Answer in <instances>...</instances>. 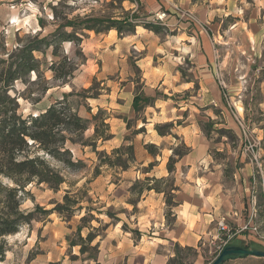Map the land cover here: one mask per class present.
Returning a JSON list of instances; mask_svg holds the SVG:
<instances>
[{
    "label": "rangeland",
    "instance_id": "374dc122",
    "mask_svg": "<svg viewBox=\"0 0 264 264\" xmlns=\"http://www.w3.org/2000/svg\"><path fill=\"white\" fill-rule=\"evenodd\" d=\"M148 1L160 5L156 12L165 13L162 20L154 18L155 12L147 11ZM219 3L222 7L216 12L213 11L217 4L215 0H145V4L139 0H0V53L5 56L36 34L40 37L48 35L64 21V17L116 13L119 7L138 9L139 21L158 24L159 33L142 25H137L134 33L122 36H118L115 29L102 33L85 31L77 44L64 41L60 45L59 55H66L75 66L68 82L54 80L53 72L47 68L56 59L53 48L49 47L44 54L35 53L45 62L40 71L42 79L31 72L25 79L16 80L9 93L16 97L19 111L26 115L42 112L61 98L62 93L74 90L76 94L70 100L80 116L90 118L99 108L105 112L110 133L116 134L105 141L98 139L96 148L108 153L114 147L128 144L130 141L125 137L133 144L136 135L132 131L143 126L144 131L137 135L141 143H154L161 151L151 160L156 166L150 174L158 177L167 172L170 147L185 150L182 132H188V123L192 121V128L205 138L206 151L201 159L195 158L193 173H189L185 165L179 166L186 154L175 162V170L170 175L173 186L179 189L185 182L196 185L202 182L204 186L207 181L222 183L229 191L232 210L237 209L236 199L241 198L238 214L230 211L223 221L229 233L235 231L227 244L254 241L252 248L264 250V220L258 219L256 205L259 193H264V0H221ZM179 33L183 37L198 34L196 39L199 41L203 36L209 50V59L204 66L207 75L201 76L195 58L184 54L178 56L174 50ZM184 42L183 48L179 49L181 53L187 51V40ZM141 57L146 75L151 73L153 86H145L142 80L141 69L136 64ZM175 74L178 80L172 76ZM179 81H190L189 88L173 91L177 86L175 82ZM46 84L49 88L44 91ZM136 86H141L145 95L155 96L159 108H144L138 114L133 111L128 117V105L133 101ZM178 106L183 107L180 112L175 109ZM176 115L179 116L177 119L168 117ZM142 117H145V123ZM126 119H131L130 128L126 127ZM170 120L173 122L171 131L178 138L172 134L160 136L154 129L155 123ZM92 132L90 127L84 137L91 136ZM67 144L72 157L81 159L85 166L72 171L46 155V159L61 171L65 181L53 189L45 182L33 180L19 191L20 209H36L35 219L23 224L16 233L0 238L5 247L0 264H95L87 254L79 252V245H69V238L77 239L76 226L81 223L79 218L84 215V210L75 211L70 219L56 212L44 214L39 211V208L51 209L57 202H62L66 191L79 198V205H90L92 201L91 205L99 206L103 211H92L98 220L91 221L93 226L108 224L105 230L97 232L99 234L92 242H98L99 264H126L122 256L113 251L121 247V240L117 241V238L125 235L124 231L130 232L135 240L139 235L134 230L143 225L138 222L143 218L139 200L145 191L138 195L130 186L135 179L150 176L143 172L149 162L141 165L146 152L144 144H141V155L135 154L133 145L135 162L127 170L101 166L100 174L95 177L93 169L97 156L92 148L80 143ZM1 180L13 185L9 179ZM159 186L166 188L165 183H159ZM177 189L172 191L175 200ZM160 195L164 201L163 193ZM106 209L113 217L104 213ZM163 211L166 225L173 228L174 219L171 215L166 216L165 202ZM245 224L249 228L243 233ZM148 225L151 223H146L143 233L154 236L152 232L156 226L149 228ZM87 231L84 226L81 235L84 237ZM228 232L216 231L210 237L201 238L196 247L182 250L184 264H209L225 244L224 235ZM168 246L174 255L173 244ZM263 263L264 257L249 255L229 258L222 264Z\"/></svg>",
    "mask_w": 264,
    "mask_h": 264
},
{
    "label": "trees",
    "instance_id": "16d2710c",
    "mask_svg": "<svg viewBox=\"0 0 264 264\" xmlns=\"http://www.w3.org/2000/svg\"><path fill=\"white\" fill-rule=\"evenodd\" d=\"M247 1L252 2V0ZM119 8V11L110 14L89 13L83 16L75 15L70 19L64 17V21L58 23L48 35L40 37V34H36L28 38L23 44L16 46L12 51L7 52L5 56L0 53V238L16 233L23 224L30 223L35 219L36 209L31 211H22L20 209L19 191L27 183L36 180L39 183L45 182L51 188L57 189L65 181L61 171L46 159V155L61 163L63 168L72 171L79 170L85 166L81 159L72 157L68 142L80 143L92 148L97 156L93 169L94 177L100 174L101 166L127 170L135 162L133 144L129 137H125V140L130 141L128 144L114 147L109 153L105 150H97L96 141L98 139L105 141L112 137L109 123L106 121L107 116L100 108L95 113H92L90 118L80 116L70 100V97L76 94L74 90L62 93L61 98L56 99L42 112L26 115L19 111L16 97L9 93L16 80L25 79L31 72H35L37 78L42 79L40 71L45 62L41 61L35 53L44 54L49 47L53 48L52 54L56 59L47 65V68L53 72L54 80L61 81V83L68 82L73 70H75V66L71 64V60L66 55H59L60 45L64 41L77 44L86 34L85 31L102 33L115 29L118 36H122L134 33L136 26L142 25L155 33H159L160 26L158 24L151 21H139L140 13L138 9L124 10L122 7ZM40 25L43 26L44 23L40 21ZM137 86L133 96L132 107L135 113L138 114L140 110L152 104L156 97L145 95L141 90V86ZM48 88L49 85L46 84L43 90L45 91ZM141 120L143 123L146 122L145 117H142ZM125 123L127 128L131 127V119H126ZM90 127L93 129L92 135L85 138L84 132ZM172 127V121L154 124V129L159 135L172 134L175 138H178L171 131ZM142 131H144L143 126L134 129L132 133L138 134ZM182 146L185 148L184 151L170 147L171 154L166 163L167 176L146 175L143 179H135L130 186V189L136 191L138 195L149 190L163 193L167 207L166 216L172 215V208L178 204L172 192L177 187L173 186L170 175L175 170V162L189 151V147L184 142H182ZM144 148L153 157L160 155V148L154 143H145ZM154 165L155 162H149L143 172H149ZM2 178L9 179L13 185L3 183ZM159 183H165L166 188L160 187ZM79 202L80 200L77 196H71L66 191L62 202H57L51 209L39 208V211L44 214L56 212L59 216L70 219L75 211L84 210L85 213L79 218V221L87 224L82 225L79 223L76 226L75 235L77 239L69 238V245H79V252L82 255L87 254L88 259H92L95 264H99L97 259L98 242L94 244L92 242L99 234L97 232L101 229L105 230L108 224L100 227L91 225L93 219L98 220L92 211L95 210L98 213L103 211H101L99 206L91 205L92 201L90 205L86 206L79 205ZM256 205L258 206V219L264 220V193H259ZM104 213L109 217H113L109 209H106ZM84 226L87 227L88 231L83 237L81 230ZM246 230L248 228L241 230V232L245 233ZM134 232L137 235H141L137 229ZM253 243L254 241H240L238 245L252 248L251 245ZM191 248L189 246L182 247L177 242L173 243L174 255L168 258L166 264H184L182 250H190ZM4 255L5 247L0 242V261L4 259ZM246 256L249 255H227L219 264L229 258Z\"/></svg>",
    "mask_w": 264,
    "mask_h": 264
},
{
    "label": "crops",
    "instance_id": "0c3cea01",
    "mask_svg": "<svg viewBox=\"0 0 264 264\" xmlns=\"http://www.w3.org/2000/svg\"><path fill=\"white\" fill-rule=\"evenodd\" d=\"M139 1L141 4H145V0ZM220 1L221 0H215L217 4L214 5L215 7H213V11L218 12V10L221 9L222 6L219 3ZM148 2L149 3L146 6L147 11L156 12L159 4L153 3L151 1ZM131 6H133V4H131ZM177 26L180 27V24H177ZM196 37H199L198 34H196L195 36L185 35V37H183V34H177L174 44V50H176L178 56L184 54L185 56L195 58L194 61L196 62L197 70H199L201 76H204L208 74L206 73V68H204V66H206L207 64V60L209 59L208 45L206 41H204L203 36H201V41L196 39ZM185 40H187L188 44L187 51L181 53L179 52V49L183 48L182 44L185 43ZM141 60H143L142 57L136 60V64L141 69V75L143 78L142 80L145 81V86L146 84L149 86H153L152 79L149 77L151 73H148V75H146V72L144 70L145 67H143L144 62ZM172 76H174L175 80H178L176 74ZM161 82L163 83V80ZM189 83L190 81L175 82L178 87L174 86L173 91H177L178 89L180 91L181 89L187 90L189 88ZM157 101L158 100L155 99L153 104H149L145 108L155 107L156 109H158L159 105H156ZM131 103L132 100L130 101L127 109V113H129L127 115L128 117L130 115H133L134 111ZM182 108L183 107L178 106L175 109L177 110V112H180ZM161 112L162 111H160L159 113ZM168 117L169 119H177L179 116L176 115L173 118L170 116ZM147 120L151 119L148 118ZM188 124V134L183 131L182 139L189 147V151L185 155V158L180 160L179 166L182 167L185 165L187 171L189 173H193L195 167V158H197L196 160H199L204 156L206 151V142L205 138L201 134H198V132H196V129L192 128L194 127L193 122L191 121ZM152 131L155 130L152 129ZM115 134L116 133L113 132L112 137H114ZM135 135L136 138L133 142L135 154L139 153L141 155L143 151V147L141 146V144H144L145 141L141 143V139L137 136L138 134ZM136 141H138V143ZM153 158L154 157L146 151L145 156H143L144 162L141 163V165H144V163L147 162H151ZM155 166L156 165H154L150 169V171L146 173L150 176L158 177L154 173L150 174L151 171L155 170ZM167 173L168 172H166L165 174L163 173L160 176H164ZM206 177V179L208 180L210 178V175ZM197 179H200V177L198 176ZM202 184L204 183L201 182L199 185H196L195 182H185L180 185L179 189H177L178 193L176 198L178 204L172 208L173 213L171 215L174 219L173 228H169V226L166 225L165 215L163 211L164 201L160 195L161 193L155 192L153 190L145 191V193L141 195V198L139 200V206L141 208L143 207L141 214L143 218L140 221L138 220V222L139 224L143 223V225L137 228V230L140 231L141 235H139L137 239L133 240V238L131 237V233L128 231H124L125 235L119 236L120 238H117V241L121 240L122 245L121 247L117 248L116 252L113 251V254L116 253L122 256L123 263L126 264H166L168 258L170 256H173V251L168 245L177 242L180 245L196 247L201 238H207L214 235L215 232L220 228V224H224L223 221L225 218H228L226 216L229 215L230 211H232V213H234L235 215L238 214L241 208V198L236 199L237 209L232 210L229 191L226 187H223L224 185L222 183L207 181V183L205 182V186ZM236 219H238V217ZM147 222L151 223V225L153 226H156L157 229L152 232L154 236H146L143 233L145 228L144 226ZM151 225H148V227L150 228ZM116 246L117 245H115L114 247ZM99 250H101L100 247ZM99 252L101 255H104L103 251Z\"/></svg>",
    "mask_w": 264,
    "mask_h": 264
},
{
    "label": "water",
    "instance_id": "95a60500",
    "mask_svg": "<svg viewBox=\"0 0 264 264\" xmlns=\"http://www.w3.org/2000/svg\"><path fill=\"white\" fill-rule=\"evenodd\" d=\"M231 254H245L251 256L264 257V250L245 248L240 245L227 244L221 249V251L209 264H219L224 260L225 256Z\"/></svg>",
    "mask_w": 264,
    "mask_h": 264
},
{
    "label": "built area",
    "instance_id": "2783aa9c",
    "mask_svg": "<svg viewBox=\"0 0 264 264\" xmlns=\"http://www.w3.org/2000/svg\"><path fill=\"white\" fill-rule=\"evenodd\" d=\"M164 16H165V13L164 12H155L154 13V18L156 19V20H162L163 18H164ZM243 131L245 132V129L243 128ZM251 146V145H250ZM252 147V146H251ZM242 228H249L248 227V224H245V225H243L242 226ZM218 231L220 232H225V231H227L228 232V229H227V226L226 225H224V224H220V228L218 229ZM233 235V232L232 233H227L226 234V240H225V244H223L221 247H220V249H219V252L221 251V249L227 244V240H228V238H230L231 236ZM218 252V253H219Z\"/></svg>",
    "mask_w": 264,
    "mask_h": 264
},
{
    "label": "bare ground",
    "instance_id": "6f19581e",
    "mask_svg": "<svg viewBox=\"0 0 264 264\" xmlns=\"http://www.w3.org/2000/svg\"><path fill=\"white\" fill-rule=\"evenodd\" d=\"M238 109H241V107H238Z\"/></svg>",
    "mask_w": 264,
    "mask_h": 264
}]
</instances>
